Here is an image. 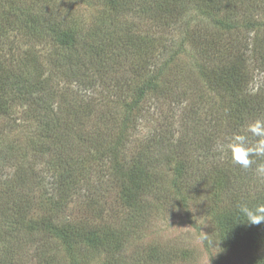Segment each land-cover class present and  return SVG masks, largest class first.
I'll return each mask as SVG.
<instances>
[{
	"label": "trees",
	"instance_id": "obj_1",
	"mask_svg": "<svg viewBox=\"0 0 264 264\" xmlns=\"http://www.w3.org/2000/svg\"><path fill=\"white\" fill-rule=\"evenodd\" d=\"M202 1L209 9H215L213 8L216 5L215 0ZM254 1L261 2L264 6V0ZM23 2L14 1L12 4L17 6L8 14L9 17H13V21L7 25H0V118L6 120L2 126L7 128V131H0V136L8 138L9 129L24 128L21 121L16 122V119L12 118V105L16 100L27 104L31 117L37 122L35 126L37 131L36 138L24 139V144L28 141L31 147L29 155L25 148L24 152L21 151V156L8 154L11 150L16 151L14 142L5 143L8 139L3 143L6 150H0V173H8L1 182L5 188L0 191V264H23V257L29 251L30 264H53L51 261L53 257L59 255L60 249L72 258L77 248L81 251L88 248L107 254L126 241L123 234L127 229L132 228L134 231L140 226L139 221H148L152 205L161 201L162 193L168 191L166 179L148 172L147 161L133 162L124 171L117 153H114L112 158V151L105 146L107 132L102 126L95 130H89L82 125L77 127L74 117L83 115L81 111L77 113L72 107L73 104H67L69 111H65L68 116L66 128L60 127L56 120L57 112L49 103L52 98L49 95L52 91L49 85L50 78L45 77L38 65L40 49L38 52L35 47L50 44L52 49L45 55L46 60L51 64H57L58 67L73 66L75 72L79 68L92 71L93 66L108 69L124 58L134 61L146 50L152 49L154 28L166 24L169 15H172V18L180 17L184 11L180 13L175 7L171 8L173 0H86L87 4L98 8L99 14L93 27L84 30L75 26L80 21L74 19L69 11L59 10L64 6L60 0ZM174 5L177 7L179 3L176 2ZM105 14H108L107 17ZM142 21L149 24V29L144 28V31L140 29ZM12 25L16 29L15 34L24 35L31 44L26 52L23 51V54L29 53L27 66L23 62L27 69L22 74L17 72L16 75L13 72L15 65L12 64L19 59H8V52H12L13 43L7 42L4 38L7 34L4 29L11 31ZM197 42L198 44H194L195 47L200 45L199 40ZM247 62L245 57H241L238 65H230L227 73H218L213 79L222 85L216 84L217 92L228 94L225 98L230 97L224 116L212 115L205 127H202L199 120L193 119L196 123L192 126V133L188 130L185 137L182 139L179 137L177 141L179 143L174 142L172 151L158 145L161 158L164 157L166 163L177 161L175 163L177 178L180 179L179 184L184 190L180 191L182 193L179 194V203L187 205L191 198L195 200L192 202L197 203L199 195L204 193L201 198L213 209L216 208L215 212L210 210L214 212L213 233L220 245L224 248L231 245L236 250L244 251L253 246L264 245V224H245L246 221L240 216L237 208L240 203H247L250 207L264 203V179L255 173V168L264 163V158L253 157L255 163L250 169L243 170L241 166L232 162L230 153H227L221 164L215 147L223 145V137H226V142L230 141L233 134L247 135L250 145L259 139L246 129L258 119L264 121V92L257 91L252 95L251 91H248L251 74L246 70ZM262 64L257 66L262 69ZM76 74L79 75L78 72ZM88 76L85 75L87 78ZM162 84L159 85L157 78L150 79L147 81V89L156 90ZM9 90L14 92L12 97L9 96ZM139 92L146 93V89L140 88ZM80 135L89 138V143H81ZM162 137L164 141L172 142L168 134ZM16 145L18 149V144ZM25 145L27 146V143ZM181 147H186V152ZM173 148L179 149L175 151ZM194 151L200 155V163L204 162L202 165L207 166L208 170L198 171L190 166L193 159L191 154ZM107 152L112 153L110 162L115 165L112 175L116 179L113 178V189L116 194L114 201L108 205L97 202L90 205L88 210L91 211L93 218L87 214L77 222L68 223L61 220L57 213L61 210V205L55 206L57 195L65 197L62 192L71 194L76 183H87L94 168L89 169L83 163L95 162L97 159L94 154L102 156ZM165 152L172 155L168 157ZM27 156L30 158L27 159ZM20 157L23 159L20 160ZM39 164L40 171L37 169ZM49 176L47 185L49 188L47 187L43 193L44 199L39 200L43 195L41 194L35 200L37 196L35 188L43 187ZM89 188L100 194L103 192L98 185ZM48 190L50 194L56 192V195L47 197ZM45 199H49V213L42 218H32L31 215H35L37 205L39 207ZM113 203L122 208L127 207V210L123 208L124 215L120 227L115 229L107 226L103 220L101 224L106 226L99 224L100 219L106 215L105 205ZM54 207H57L56 213ZM53 239L57 241L58 250L51 244ZM52 252L56 254L51 255ZM70 264L80 262L73 261Z\"/></svg>",
	"mask_w": 264,
	"mask_h": 264
},
{
	"label": "rangeland",
	"instance_id": "obj_2",
	"mask_svg": "<svg viewBox=\"0 0 264 264\" xmlns=\"http://www.w3.org/2000/svg\"><path fill=\"white\" fill-rule=\"evenodd\" d=\"M14 1L16 0H0V25L13 21V17L8 14L17 6L12 4ZM60 1L64 6L59 10L66 9L74 19L80 21L75 24L77 28L90 30L93 27L99 14L96 6L87 4L86 0ZM199 1L173 0L179 6L176 7L173 3L171 8L175 7L180 13H184L174 18L169 15L166 24L154 28L152 49L146 50L134 61L124 58L112 68L99 69L93 66L92 71L79 68L76 70L78 75L73 66L58 67L46 60L45 55L52 49L50 44L36 45V51L40 49L38 65L45 77L50 78L52 91L49 95L52 98L49 103L57 112L56 120L60 127L66 128L68 116L65 111H69L67 104H73L77 113L81 111L83 115L74 117L77 127L82 125L95 130L102 126L107 132L105 146L113 153L110 151L102 156L94 154L97 159L95 162L83 163L85 167H92L94 170L87 183L80 182L81 186L79 183L75 184L77 187H73L71 194L62 192L65 197L57 195L55 206L61 205V210L57 212L59 218L68 223L77 222L87 214L93 218L88 210L90 205L96 202L108 205L114 201L116 194L112 175L115 165L110 162V154L113 158L117 153L124 171L133 162L147 161V171L165 177L168 186V191L162 193L161 201L152 205L148 221H139L140 226L134 231L132 228L127 229L123 234L126 241L117 249L101 254L88 248L83 251L77 248L74 258L60 249L59 255L51 261L53 264H70L73 261L80 264H263L264 245L253 246L247 251L236 250L231 245L228 248L220 245L213 233L212 213L216 208L213 209L201 198L204 193L199 195L197 203L192 202L195 201L193 198L187 201V205L179 203L180 191L184 190L177 178V161L166 163L158 151L160 146L172 151L174 142L179 137H185L188 130L192 133V126L196 123L193 119L199 120L202 127H205L212 115L220 117L227 113L225 110L230 97L225 98L228 94L217 92L218 83L213 79L218 73H227L230 65H238L241 57L248 60L246 70L251 74L248 91L252 95L257 91L264 92V6L254 0H215V9H209L202 4V0L200 3ZM55 9L57 10L56 7ZM107 15L105 14L106 17ZM12 27L11 31L4 29L7 32L4 38L13 43L8 59H19L12 64L15 65L13 72L16 75L27 69L24 64L27 66L29 53L25 55L23 51L26 52L31 44L24 35L15 34L16 29L14 25ZM144 28L149 29V24L142 21L140 29L144 31ZM197 40L200 42L199 47L194 45L198 44ZM261 63L262 69L257 66ZM85 75H89L88 78ZM155 78L159 85L163 83L162 86L156 90H148L147 81ZM140 88H145L146 93L141 94ZM13 95L14 92L9 90V96ZM12 107V118L16 122L21 121L24 128L9 129L8 138L0 136V150H6L3 143L8 139L5 143L14 142L16 146V151L11 150L8 154L21 156L25 148L29 155L31 147L28 141L25 142L27 146L24 144V139L36 138L37 122L31 117L26 103L16 100ZM5 121L0 118V131H7L6 126H2ZM161 134H168L172 142L164 141ZM80 136L81 143H89V138ZM225 138L223 137V145L229 143ZM215 148L222 164L227 154H222L220 147ZM177 149L179 148H173L175 151ZM182 150L186 152V147ZM167 155L170 157L172 154ZM191 155L193 159L190 166L194 170H208L207 166L202 165L204 162L200 163L201 157L197 151ZM22 159L23 157L20 160ZM37 169L40 171V164ZM7 174L0 173V191L5 188L1 182ZM49 179L50 176L46 178L43 187L35 188V200L46 191ZM95 185L101 187V194L89 188ZM55 193L50 194L48 190L46 194L47 197H53ZM40 199H44V194ZM107 205L106 215L100 219L99 224L104 221L112 229L120 227L124 215L122 211L127 210V207L123 209L114 203ZM45 208L47 209L44 210ZM56 208L54 207V212ZM35 210V215H31L35 219L48 214L49 199L42 201ZM103 225L106 226L101 224ZM51 244H54L56 250L59 249L56 248L55 239ZM30 253L31 251L23 257V264L31 263ZM54 254L56 252L51 255Z\"/></svg>",
	"mask_w": 264,
	"mask_h": 264
},
{
	"label": "clouds",
	"instance_id": "obj_3",
	"mask_svg": "<svg viewBox=\"0 0 264 264\" xmlns=\"http://www.w3.org/2000/svg\"><path fill=\"white\" fill-rule=\"evenodd\" d=\"M246 131L259 139L254 144H249L247 135L233 134L227 145H220L222 154L230 153L234 164L241 166L243 170H248L255 163L253 157L264 158V121L256 120L248 125ZM256 175L264 179V163L255 168ZM238 213L244 218L247 225L264 224V203L250 207L247 203H240Z\"/></svg>",
	"mask_w": 264,
	"mask_h": 264
}]
</instances>
